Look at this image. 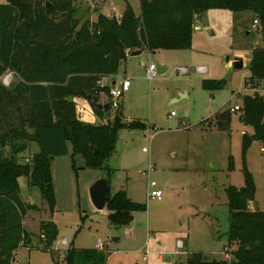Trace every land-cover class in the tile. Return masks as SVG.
<instances>
[{
  "label": "rangeland",
  "instance_id": "1",
  "mask_svg": "<svg viewBox=\"0 0 264 264\" xmlns=\"http://www.w3.org/2000/svg\"><path fill=\"white\" fill-rule=\"evenodd\" d=\"M128 1L139 13L138 0H72L76 16L91 20L97 13L122 14ZM8 0H0V4ZM248 10L212 8L195 15L192 43L186 49H147L123 62L115 74L117 86L127 75L130 87L122 96L123 121H137L140 127L120 126L114 152L106 160L110 175L86 164L81 153L68 152L50 160L54 192L51 210L38 186L28 178H19L20 197L34 204L23 217V228L31 242H21L13 252L11 264H59L63 251L93 248L99 238L112 239L105 264H187L192 253L208 260L224 258L229 223V186L244 185V170L254 179L256 190L251 210L264 208V152L260 142L242 147L243 133L250 127L231 113L228 124H219L217 114L241 104L248 63L252 51L264 45V25ZM226 56L229 57L228 65ZM241 58L242 68H234ZM127 60V59H126ZM156 66L149 77L148 66ZM158 66L165 67L162 73ZM10 83L18 78L6 70ZM204 79L225 80L221 89H204ZM109 80H105L107 83ZM3 82V81H2ZM8 86L7 84L3 83ZM264 85V84H263ZM102 98L109 101L104 93ZM77 118L95 125L113 121L116 108L99 117L88 98L74 96ZM230 112V111H229ZM39 150L31 142L23 152L30 160ZM101 174L109 181V195L118 190L145 209L133 213L127 225L113 226L108 210L92 203L89 187ZM162 192L161 198H149V182ZM52 221L57 237L51 252L42 249L40 223ZM235 249V245H229ZM54 258H53V257Z\"/></svg>",
  "mask_w": 264,
  "mask_h": 264
},
{
  "label": "trees",
  "instance_id": "2",
  "mask_svg": "<svg viewBox=\"0 0 264 264\" xmlns=\"http://www.w3.org/2000/svg\"><path fill=\"white\" fill-rule=\"evenodd\" d=\"M139 13L126 1L121 18L99 13L96 20L76 16L72 0H8L0 4V76L6 70L17 76L8 86L0 80V264H11L13 252L31 242L23 228L27 209H37L20 197L19 178L38 186L49 208L55 198L50 171L51 156L81 153L86 164L110 175L106 160L115 149L120 126L143 124L123 121L122 104L113 121L85 124L76 116L74 96L107 94L97 81L115 75L127 52L147 49H186L191 46L195 15L212 8L248 10L264 25V0H138ZM49 3V5H47ZM253 20V21H254ZM249 80L264 84V45L252 51ZM225 80L204 79V89H221ZM91 106L99 116L103 110ZM110 109V107H109ZM109 112V110H108ZM106 112V114L108 113ZM239 114L251 131L243 133L242 147L260 142L264 152V96L243 94ZM231 113L217 114L219 124H228ZM36 143L31 160L19 158ZM98 149V153L94 149ZM252 174L244 170V185L227 188L229 223L226 231L231 260H208L192 253L187 264H264V208L251 210L255 195ZM106 209L113 226L127 225L133 213L145 209L125 190L109 195ZM42 249L51 248L57 237L52 221L40 223ZM110 249L76 248L63 251L64 264H105ZM54 256V255H53ZM52 256V257H53ZM54 258V257H53ZM55 264H59L56 260Z\"/></svg>",
  "mask_w": 264,
  "mask_h": 264
},
{
  "label": "built area",
  "instance_id": "3",
  "mask_svg": "<svg viewBox=\"0 0 264 264\" xmlns=\"http://www.w3.org/2000/svg\"><path fill=\"white\" fill-rule=\"evenodd\" d=\"M122 14H115L112 15L113 17H116L118 20L121 18ZM254 23H258L257 20L253 21ZM130 54L129 52H127V55ZM147 74L149 77H151L155 71H156V66L151 63L148 68H147ZM10 76L7 74L6 76H4L3 78V83L5 84H9L10 83ZM115 82V81H114ZM97 84L100 88H105L107 87L108 92H107V96L109 98V104L111 108H118L121 105V98L124 95V93L129 89L130 87V78L129 77H123L122 81L119 83V85L117 86V83H113V81L109 80L107 83L104 82L103 79H100L97 81ZM103 92V91H102ZM239 92H244V94L246 93H250V94H260L262 96H264V85L261 86H255L252 82H250L249 80L244 84V90H241ZM241 104H236L232 107L229 108L230 113H238L240 110ZM261 151H263V148H261ZM155 182L151 181L148 184L149 188H153L155 186ZM162 195L161 190L159 189H151L150 191L147 192V196L149 198H157L160 199ZM112 241V239L110 237H108L107 240H102V239H97L94 243V248L95 249H107V245L110 244V242ZM224 258H222L223 260L226 261H230L231 260V249L228 246H225L224 248Z\"/></svg>",
  "mask_w": 264,
  "mask_h": 264
},
{
  "label": "water",
  "instance_id": "4",
  "mask_svg": "<svg viewBox=\"0 0 264 264\" xmlns=\"http://www.w3.org/2000/svg\"><path fill=\"white\" fill-rule=\"evenodd\" d=\"M47 5H49V3H47ZM140 53L141 50L138 49L131 51L130 55L134 56ZM228 61H229V57L226 56L227 65H228ZM232 65L234 68H242L243 61L241 58H235ZM165 69L166 68L163 66H158L157 72L162 73L165 71ZM87 98L91 99L95 103L97 110H103L105 112H108L110 107L109 102H105V103L99 102L97 95L94 96L87 95ZM238 120L239 121L242 120V114H239ZM94 152L98 153V149L95 148ZM51 158H53V156H51ZM89 193L92 203L98 210H103L104 208H106V204L109 198V181L106 178L105 174H101V176L91 184V186L89 187Z\"/></svg>",
  "mask_w": 264,
  "mask_h": 264
},
{
  "label": "crops",
  "instance_id": "5",
  "mask_svg": "<svg viewBox=\"0 0 264 264\" xmlns=\"http://www.w3.org/2000/svg\"><path fill=\"white\" fill-rule=\"evenodd\" d=\"M99 13H101V12H99ZM99 13H97V15L99 14ZM97 15H96V17H97ZM105 15L106 16H109L108 14H106L105 13ZM96 17L95 18H93L92 19V17H91V21H94V20H96ZM143 51V49L141 50V52ZM152 53H155V51L154 52H152ZM134 56H136V55H134ZM134 56H132V55H130V54H128V56H127V60H126V62H128V59H130V57L132 58V57H134ZM250 63V62H249ZM248 63V64H249ZM124 77H127V75H125ZM116 77H115V75H111V76H107V77H103V78H101V79H103L104 81L105 80H111V81H115L114 79H115ZM104 92H100L99 93V95H97L98 96V100H99V102H102V103H105V102H109V101H105L103 98H102V94H103ZM105 95H107L106 93H104ZM88 101H89V99H88ZM89 105L91 106V104H90V101H89ZM92 107V106H91ZM111 108V107H110ZM92 109H93V107H92ZM94 110V109H93ZM110 110V109H109ZM105 112V111H104ZM96 113V112H95ZM97 114V113H96ZM105 114H106V112H105ZM104 114V115H105ZM238 114H239V112H238ZM98 115V114H97ZM99 116V115H98ZM100 118H101V116H99ZM103 117V116H102ZM99 123H102L101 121L99 122ZM249 205H250V203H249ZM249 205H248V207H249ZM94 248V247H93Z\"/></svg>",
  "mask_w": 264,
  "mask_h": 264
}]
</instances>
